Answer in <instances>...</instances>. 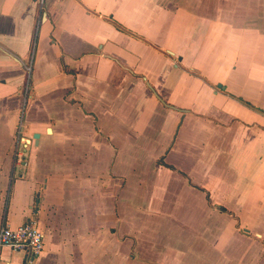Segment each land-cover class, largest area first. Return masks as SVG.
Returning a JSON list of instances; mask_svg holds the SVG:
<instances>
[{
  "label": "crops",
  "instance_id": "1",
  "mask_svg": "<svg viewBox=\"0 0 264 264\" xmlns=\"http://www.w3.org/2000/svg\"><path fill=\"white\" fill-rule=\"evenodd\" d=\"M178 9L0 0V220L45 234L0 264H142L143 216L166 264H264V23L189 49Z\"/></svg>",
  "mask_w": 264,
  "mask_h": 264
},
{
  "label": "rangeland",
  "instance_id": "2",
  "mask_svg": "<svg viewBox=\"0 0 264 264\" xmlns=\"http://www.w3.org/2000/svg\"><path fill=\"white\" fill-rule=\"evenodd\" d=\"M159 2H162L166 5L169 4L170 6H173L175 8H179L178 15L175 16L178 18H181L182 16V18L185 19L186 16L181 15V10L184 7H189V9L192 11L193 14H189V16L186 18V23L189 25L190 30V35H188V39L190 40L189 49H194L193 44H201L203 36L207 40V46L213 45L214 41L220 38H224L227 34L224 26L225 24H235L237 27H248L251 29H255L258 27L259 29V27H262V24L264 23V0H159ZM198 28L200 29L199 32L202 36L199 39L192 34L194 32V29L197 30ZM184 34H186V32H184ZM173 39L178 49H181L179 47L180 45L187 44L186 37L181 38V36H179L178 34L174 36ZM194 40L195 43L192 42ZM207 49L209 48H206L205 51H207ZM141 161L142 165L144 166L142 171L148 172V174H131L126 176V178L129 177L127 181L129 183H133L138 182L139 178L142 176L148 188V183H150V180L152 178L153 170L151 168V165L147 166V160ZM129 187L130 186L127 185V188ZM144 191L146 190H142V196L144 194ZM126 193L130 197L132 192L127 189ZM142 201L143 197L141 198V202ZM143 217V223H140L141 228L135 226L137 230L136 232L141 235L140 245L136 246V249L138 251L141 250V256L143 259L142 264H158L160 260H163L162 264H166V262H164V258L167 256L166 251L168 249V243H179V245L177 246L182 247L181 241L176 239L170 240L172 239V234H168V237H166L167 229H165V225H167V223L162 218L158 217L157 219L162 220L161 222H159V224H157L162 226L156 227L155 225L149 223L147 216ZM129 221L131 224L129 223ZM136 223H134L132 219L127 215V224L122 227V231L130 232L133 227H131V229H128L129 226H134ZM125 241L126 246H128L130 241ZM133 250L131 254H133ZM180 257L181 264H195L192 262L194 260L193 256L185 255L183 257ZM228 262V260L221 259V264H232Z\"/></svg>",
  "mask_w": 264,
  "mask_h": 264
},
{
  "label": "built area",
  "instance_id": "3",
  "mask_svg": "<svg viewBox=\"0 0 264 264\" xmlns=\"http://www.w3.org/2000/svg\"><path fill=\"white\" fill-rule=\"evenodd\" d=\"M44 0H40L42 3ZM10 247L13 250H24L30 261L43 251L45 234L35 220H29L19 226L12 227L0 220V249Z\"/></svg>",
  "mask_w": 264,
  "mask_h": 264
},
{
  "label": "water",
  "instance_id": "4",
  "mask_svg": "<svg viewBox=\"0 0 264 264\" xmlns=\"http://www.w3.org/2000/svg\"><path fill=\"white\" fill-rule=\"evenodd\" d=\"M39 134H36V137L38 136Z\"/></svg>",
  "mask_w": 264,
  "mask_h": 264
}]
</instances>
